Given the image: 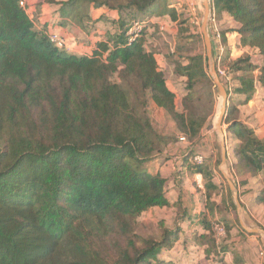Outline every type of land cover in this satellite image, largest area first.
<instances>
[{"label":"trees","instance_id":"1","mask_svg":"<svg viewBox=\"0 0 264 264\" xmlns=\"http://www.w3.org/2000/svg\"><path fill=\"white\" fill-rule=\"evenodd\" d=\"M158 1L60 2V13L72 20L71 11L84 3L117 13L118 32L87 56L54 46L19 0H0V264H177L162 255L176 241L163 221L158 237L139 231L145 212L170 206L166 179L144 169L165 139L112 80L114 75L133 77L191 143L210 126L195 104L198 82L215 87L206 55L180 56L184 45L177 35L167 58L186 79L178 105L157 55L147 47ZM210 4L218 20L227 13L238 22L242 44L262 56L259 69L248 54L228 58L235 91L245 99L229 100L223 122L239 142L234 175H264V139L239 117V105L249 103L256 83L264 90V0ZM162 11L174 21L181 16L168 6ZM138 22L142 29L129 38L127 32ZM203 163L195 168L202 173ZM256 202L264 204V188ZM206 228L213 235L210 223Z\"/></svg>","mask_w":264,"mask_h":264},{"label":"crops","instance_id":"2","mask_svg":"<svg viewBox=\"0 0 264 264\" xmlns=\"http://www.w3.org/2000/svg\"><path fill=\"white\" fill-rule=\"evenodd\" d=\"M60 1L64 0H57L58 3H48L46 0H28L31 18L37 29L44 27L46 30L53 29L60 32L70 44L72 53L91 56L99 43L107 41L110 35L118 32V15L114 11L105 8L94 9L97 11V18L94 17L89 22L76 23L60 13ZM183 3L200 6L199 0H174V6L171 7L168 4V7L175 8L180 13ZM154 17L151 22L155 26L149 28L148 32L157 28L165 30L169 22L176 28L179 21H174L165 15V17H169L164 20L168 22L165 25L163 21L161 22V17L156 18V15ZM92 21L97 23L93 25L94 27H90ZM218 21L222 31L225 32L223 41L225 55L230 60H234L242 54H248L259 69L262 65V56L257 49L242 44L241 35L237 32L240 24L232 20L227 13H222ZM160 33L162 34V32ZM148 36L149 34H147V47L149 48ZM175 47H171L170 51L174 52ZM151 51L154 52V50ZM157 58L159 61V56ZM258 69L254 73L255 77L259 74ZM167 85L177 94L168 82ZM255 88L249 103L239 105V117L248 128L255 131L260 139H264V131L260 130V125L249 123L242 118L244 112H251L247 107L257 100L256 91L261 86L256 83ZM237 94L240 99L242 97L245 99V94ZM147 95L148 104L145 107L147 117L153 128L157 130L159 137L165 140L161 151L144 165V169L152 174H160L166 179L170 206L152 208L145 212L140 219L146 214H155L160 217L159 221H163L167 228L175 232L174 240L176 241H174L173 248L164 249L163 257L173 260L177 264H264V248L260 235L244 232L236 224L231 200L232 193L224 172H231L233 182L238 189L244 221L248 219L259 228H264V204L257 203L256 197L264 188V175H234L232 164L237 160L234 148L239 142L226 131L227 171L221 168V138L215 125L204 128L195 143L180 141L179 136L182 133L175 121L151 99L149 94ZM182 97L183 95L178 101L179 95L177 94L178 105H180ZM230 141H233L235 145L231 146ZM197 154L204 157L203 173L195 169L196 164L193 162V157ZM185 156L189 158L187 164ZM206 173L209 174L206 176ZM245 179H247V183L241 185L240 181ZM172 216L174 225H170L168 222V218H172ZM237 217L240 220L238 212ZM217 220L231 227L230 237L220 244L215 234H211V229L206 228L207 223H210L212 227ZM241 233L244 236L239 237Z\"/></svg>","mask_w":264,"mask_h":264},{"label":"rangeland","instance_id":"3","mask_svg":"<svg viewBox=\"0 0 264 264\" xmlns=\"http://www.w3.org/2000/svg\"><path fill=\"white\" fill-rule=\"evenodd\" d=\"M60 2H63V1H60ZM203 2L204 0H199V3H200L199 8H193L190 5V3H188V5L183 3L182 9L180 11L181 16L175 28L170 22L168 23L164 21L170 17V14H168V12L164 13L162 11V10H165V7L168 6V4L172 7V5L174 4V0H168V1L159 0L157 2L158 11L156 12V18L161 17L162 18L160 19L161 22L163 21L164 22L163 24L168 23V25L165 28V30H160L157 28L155 30H150L148 32L149 34L148 37L150 40L149 49L154 50V53L157 56H159L160 67L165 74V78L169 86L173 87L175 91L177 92V94L179 95L178 101L180 100V97L184 95L187 91L186 90V79L178 75L175 72L174 65L167 58V53L170 51L171 47L177 46L176 37L180 33L181 34L180 36L183 38V45H184L183 46L184 50L180 56H188V55L191 56V55H196V54L206 55V47L204 43V38L201 33V25L203 22L204 12H205ZM72 14H75V16L73 17V20L76 23L89 22L94 17L97 18V11H95L94 8L89 3H84L78 6L76 9L71 11V15ZM165 15H168L169 17H165ZM81 17H84V18L81 19ZM184 19L188 20L186 21L187 23L185 25L182 24L180 26L181 22ZM95 24L97 23L95 21H92L90 27H94L93 25ZM160 32H162V34ZM221 32H222V29H221ZM209 34L212 39V35L210 31H209ZM213 50L215 52L214 46H213ZM227 61H228V57L225 55L224 57L225 66H227L226 65ZM230 78L232 82V90L228 92L230 95V99H233L237 104H239L240 102L244 100L243 99L244 97L240 99V96L235 91V89L238 87V83L233 79V75L231 73H230ZM112 80L117 83H120L125 88L128 94L129 100L132 103V105L135 107V109L139 112V114L147 117V110L145 107L148 104V95L142 92L139 83L133 77H130L127 80H122L121 78H119L118 75H114L112 77ZM261 88L257 89L258 92L256 91V97H257L256 102L247 107L248 109L251 110V112L250 113L244 112L242 118L243 120H246L249 123L253 122L256 125H260L261 126L260 130L264 131V101H263L264 90L263 88L262 89ZM195 90H196V97H197V101H195L197 112L200 115L207 117L210 120L209 125L210 126L213 125L214 127L215 121L220 112L219 108H220V103H221V99L216 91V87H214L213 84L203 80L201 82H198L195 85ZM223 127H224V131L228 133L227 131L228 125L223 122ZM155 131L158 134L157 130ZM230 145L234 146L235 144L233 143V141H230ZM221 168L223 170H226V165L221 166ZM227 174L229 178L233 180L231 176V172H228ZM231 200H232V207L235 213V220L237 222L236 224L238 225L240 229L246 232V230L242 227L240 220L237 217V212H235L237 208H236V203H235L233 196ZM159 220H160V217L156 216L155 214L144 215L140 219V222H141V226L139 230L140 233H142L145 236H154V237L158 236L161 231ZM168 222L170 225H174L173 216L172 218H168ZM245 224L250 228L257 227L253 224V222L249 221L248 219H245ZM226 230H227V235L222 242L227 241V239L230 237V232H229L230 229L228 230L226 228ZM241 236H244V234L241 233L239 237ZM260 240L264 248V236L263 235H260Z\"/></svg>","mask_w":264,"mask_h":264},{"label":"built area","instance_id":"4","mask_svg":"<svg viewBox=\"0 0 264 264\" xmlns=\"http://www.w3.org/2000/svg\"><path fill=\"white\" fill-rule=\"evenodd\" d=\"M19 4L31 17L30 5L28 0H19ZM190 5L193 8H199L198 6L192 3H190ZM141 29H142V24L138 22L132 28L129 29L127 35L129 36V38H133L137 35V33ZM38 30L43 32L54 46H56L61 50H65L67 52L72 53V48L70 47V44L67 42V39L60 32L53 29L46 30L44 27H40ZM209 31L212 35V43L215 49L214 55L217 65V72L229 92L232 90V82L230 78V72L228 71L227 66H225L224 64L225 46L223 43V36L221 32L220 23L212 8H211V15L209 20ZM179 139L180 141L188 142L186 136H184L183 134L179 136ZM193 162L196 165H200L204 162V157L200 154H197L193 157ZM213 232L219 244L222 243V241L227 235L225 224L219 220L215 221L213 223Z\"/></svg>","mask_w":264,"mask_h":264},{"label":"water","instance_id":"5","mask_svg":"<svg viewBox=\"0 0 264 264\" xmlns=\"http://www.w3.org/2000/svg\"><path fill=\"white\" fill-rule=\"evenodd\" d=\"M203 6L205 9L204 12V18L203 22L201 25V33L204 38V43L206 47V58H207V65H208V72L209 75L212 78V81L216 87V91L221 99L220 103V112L218 115V118L215 121V128L216 131L218 132L220 138H221V147H222V166L226 165L228 157H227V148H226V138H225V131L223 128V121L227 113V108L229 105V100H230V95L228 93V90L224 83L222 82L221 78L218 75L217 72V65H216V60H215V55H214V50H213V44H212V39L209 34V20H210V15H211V4L210 0H204ZM225 177L229 183L230 190L232 193V196L234 197L235 203H236V208L237 212L240 216V223L242 227L248 232L252 234H258V235H263L264 236V228H259V227H254L250 228L245 224V221L242 217V203L239 198V193L238 189L233 182L228 176L226 172H224Z\"/></svg>","mask_w":264,"mask_h":264},{"label":"bare ground","instance_id":"6","mask_svg":"<svg viewBox=\"0 0 264 264\" xmlns=\"http://www.w3.org/2000/svg\"><path fill=\"white\" fill-rule=\"evenodd\" d=\"M218 118V117H217Z\"/></svg>","mask_w":264,"mask_h":264}]
</instances>
